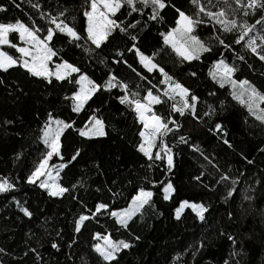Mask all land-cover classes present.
Returning <instances> with one entry per match:
<instances>
[{
	"label": "snow or ice",
	"instance_id": "snow-or-ice-1",
	"mask_svg": "<svg viewBox=\"0 0 264 264\" xmlns=\"http://www.w3.org/2000/svg\"><path fill=\"white\" fill-rule=\"evenodd\" d=\"M9 4L23 12L17 0H8L7 4L0 2V13H7ZM189 5L191 11H185L174 0H84L79 7L72 6L70 0L63 3L58 0L55 5L49 4L48 0H29V12L25 13L27 23L20 18L0 22V73L23 70L26 76L42 82L46 90L56 85H71L70 93L64 94L62 101L77 115L87 109L86 119L79 127L71 118H60L59 113L53 110L45 112V118L36 130V140L42 148H37L35 162L23 177L24 186L35 188L50 199L71 198L81 206V211L71 222L70 233L56 224L51 229L44 226L51 217L46 218L42 225L45 242L56 253L65 256V264H77V261L79 264H120L122 253L130 250L134 242L140 240L139 236L124 240L113 239L110 233L95 232L88 247L82 250L77 236L83 235L87 224L99 221L101 215H107L114 224L128 230L134 217L139 214L138 218L143 219L144 211L155 208L154 197L162 194L163 201L175 200L183 185L173 179L177 177L179 162L175 145L168 142L169 136L198 153L205 162L194 175H189V180L195 181L203 195L179 201L174 209L177 222L182 223L188 215L194 214L192 219L200 222L198 227L210 226L216 201L230 205L225 218L234 222L237 214L243 216L253 209L257 200L264 198V169L257 168L255 174L252 172V168L257 167L256 160L249 159L241 150L239 156L245 168L233 172L229 168H221L218 156L206 153L196 143L200 128L212 121L207 131L227 149L234 150L233 143L227 138L229 131L220 117V113L227 110L225 101L219 100L217 95L220 90H225L227 96L245 110L246 127L258 129V134L264 136V84L238 78L236 73L240 68L225 56V52L231 54L235 61L249 69L254 67V63L264 68V0H189ZM165 9L175 13L173 26L158 33L159 46H154L149 52L144 49L139 32L149 29L151 22L160 23ZM77 14L82 23L80 28L75 24ZM37 20L42 23H37ZM203 28H207L209 33L206 39L198 31ZM56 38H63L68 47L56 49ZM5 48L13 49L15 54H9ZM76 50H79L81 60L87 58L106 67L111 65L112 70L99 81L93 79L78 62ZM211 55L217 58L212 61L207 77L215 90L207 91L205 107L201 109V96L191 84H185L168 70L166 64L161 63V58L172 57L175 63L188 66L191 70L187 76L195 82L200 79L196 64ZM119 67H124L135 79L121 76ZM261 76L264 77V72ZM4 83L0 79V85ZM16 87L23 92L19 85ZM114 89L118 90L115 98L119 104L135 118L138 142L134 147L145 161L139 166L143 174L128 178L127 182L134 184L139 178L143 186L134 188L135 194L126 207H113L114 200L111 203L103 200L88 208L83 199L74 194L78 187H84V183L77 181L65 185L62 173L82 157L88 142L94 143L109 136L102 114V106L107 101L102 97L104 94L112 95ZM208 98L219 100V105L208 104ZM96 100H101L100 107H93ZM156 106L165 107V113H158ZM249 119L252 121L250 124ZM12 123V120L3 121V125ZM69 130L82 138L81 146L74 148L72 153L67 152L63 143ZM258 151L264 156V147H258ZM22 158L23 152L15 154L17 161ZM161 166L169 179L154 180L150 173ZM96 167L99 168L98 165ZM20 180L18 176L0 175V194L15 193ZM112 184L116 185L117 181L113 180ZM96 191L102 189L97 188ZM106 191L113 197L117 195L113 188ZM12 202L23 217L29 221L33 219L35 213L26 206V202L22 203L15 195H12ZM186 209L190 213L182 215ZM257 210L264 215V208L258 207ZM218 234L234 246L229 254L230 260H225L224 264H241L244 253L243 244L238 243V234L224 231ZM33 236L36 244L43 247L42 237L30 229L26 250H22L19 259L31 254L34 261L44 262L38 247L29 246ZM207 243L209 241L205 238L197 237L193 244L176 253L171 264H188L189 257L194 261ZM63 249H68V252H63ZM7 255H10L9 251L0 247V256ZM236 256L241 260L231 259ZM12 259L18 258L12 256Z\"/></svg>",
	"mask_w": 264,
	"mask_h": 264
},
{
	"label": "trees",
	"instance_id": "trees-1",
	"mask_svg": "<svg viewBox=\"0 0 264 264\" xmlns=\"http://www.w3.org/2000/svg\"><path fill=\"white\" fill-rule=\"evenodd\" d=\"M0 2L7 4L8 0H0ZM48 2L55 5L58 0H48ZM59 2L63 3L64 0H59ZM83 2L84 0H70L74 7H79ZM17 3H20L23 12L9 4V11L0 13V22L14 18L28 22L25 13L29 12V0H17ZM174 3L185 11H191L189 0H174ZM162 15L164 19L160 23L151 22L149 29L139 32V35L143 37V47L149 52L153 50L154 46H159L157 43L158 33L173 26L174 11L165 9ZM136 18L139 19V17ZM37 23H42V21L37 20ZM75 24L77 28L82 27L78 14ZM198 31L205 39L209 35L207 28L198 29ZM54 46L58 50L68 47L63 38H56ZM5 50L9 54H15L13 49L5 48ZM76 51L77 60L81 67L93 79L99 81L107 71L112 70L111 65L106 67L91 62L87 58L81 60L79 50ZM225 56L229 57L230 63L235 62L240 68V71L236 73L238 78H248L258 85L264 84V77L261 76L264 68L260 64L254 63V67L249 69L235 61L231 54L225 52ZM216 58L215 55H211L202 63L196 64L195 67L199 70L200 79L195 82L187 76V72L191 69L186 65L175 63L172 57L161 58V63H165L166 68L180 77L185 84H191L197 94L201 96L199 107L203 109L207 91L209 89L215 90L213 82L207 77V73L212 61ZM129 62L131 63V57H129ZM118 71L121 76L128 80L135 79L124 67H119ZM0 79L5 81L3 85H0V125H2L0 126V175L21 178L15 193L0 194V247H4L10 253L7 256H0V261L2 264H44V262L46 264H57V262L58 264H65V256L56 253L45 242L42 225H44L46 218L51 217L52 219L44 226L51 229V226L56 224L57 227H63L66 233H70L71 222L76 214L81 211V206L71 198L50 199L41 191L24 186L23 177L35 162L38 155L37 148H42V145H39L36 140V130L43 122L45 112L53 110L59 113L60 118H71L75 121V126L79 127L86 119L87 109L77 115L72 113L70 106L62 101L61 97L70 93L71 85L65 84L63 87L56 85L54 88L46 90L42 82L26 76L23 70H10L7 74L0 73ZM153 81L155 82V77H153ZM17 85L23 89L22 93L17 90ZM49 91L51 92L50 95ZM117 92L118 90L114 89L112 95L104 94L102 97L103 100L107 101L102 106V114L108 125L109 136L99 138L94 143L88 142L82 157H79L77 162H73L62 173V180L65 185L77 181L84 183V187H78L74 194L82 198L88 208H92L95 203L103 200L110 203L114 200L113 207L117 205L126 207L131 196L135 194L134 188L143 186L139 178L135 179L134 184L127 182L128 178L139 177L143 174L139 166L145 161L134 147L138 142L136 134L138 125L134 116L130 115L125 106L120 105L115 98ZM217 95L219 100H224L227 105V110L221 112L220 117L229 131L227 138L233 143L234 150L227 149L207 131V127L211 125L212 121L200 128L199 139L196 140V143L206 153L218 156L221 168H229L233 172L245 168L244 162L239 156V152L243 150L249 159L256 160L257 167L252 168V172L255 174L257 168L264 169V162H262L264 156H261L258 151V147H264V144H261L264 136L258 134V129L246 127L244 124L245 110L237 102L232 101L225 90H220ZM219 100L208 98L207 103L218 106ZM100 106L101 100H96V103L93 104V107ZM156 110L163 114L166 108L156 106ZM121 113L124 115L122 116ZM5 120H12L13 123L3 125ZM248 122L249 124L252 123L251 119ZM18 132L21 135H17ZM167 139L170 144L175 145L174 151L179 162L177 177L173 178L177 183L182 182L183 186L180 188L179 195L175 197L174 201H163L162 194L154 197L155 208L144 211L143 219L138 218L139 214L134 217L133 221L129 222L130 228L128 230L114 224L113 219L107 215H101L99 221L94 220L88 223L83 235L77 236L80 249L88 247L91 242V235L95 232L110 233L113 239L132 240L133 237L139 236L140 240L135 241L130 250L122 253L120 264H171V260L177 252L193 244L195 239L200 237L205 238L209 243L197 254L194 261L189 257L188 264H224L225 260H230L229 254L234 247L230 241L218 234L219 231H224L238 234V243L243 244V259L241 260L239 256L231 257V259L241 260V264H264V215H261L260 211L257 210L258 207L264 208V198L257 200L253 209L243 216L237 214L234 222H229L225 218V213L230 205L222 201H216L212 224L206 228L198 227L200 222L198 220L193 221L192 215L194 214L188 215L190 213L188 209L182 214L188 215L187 220L180 223L174 219V209L178 207L180 200L203 195L201 190L195 186V181L189 180V175H194L205 162L198 153H194L185 145L178 144L171 136ZM63 143L67 152L72 153L74 148L81 146L82 138L69 130L66 133V139H63ZM17 152L24 154V158L20 161L15 159ZM150 175L158 181L169 179L164 174L162 166L155 169ZM113 180L117 181L116 185L112 184ZM121 181L123 182L121 183ZM109 187L117 193L115 197L106 191ZM97 188H101L102 191L97 192ZM12 195H15L22 203L26 202V206L34 211L35 215L31 221L19 213L12 202ZM30 229L37 236L42 237L43 247L36 244L35 236L29 241V246L38 247L44 257V262L34 261L31 254L19 259L22 256V250H26L25 243L28 240ZM201 234L203 235L201 236ZM236 250L239 251V249ZM62 251L68 252V249ZM12 256H16L18 259L13 260ZM77 264H79L78 261Z\"/></svg>",
	"mask_w": 264,
	"mask_h": 264
}]
</instances>
